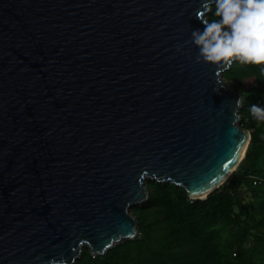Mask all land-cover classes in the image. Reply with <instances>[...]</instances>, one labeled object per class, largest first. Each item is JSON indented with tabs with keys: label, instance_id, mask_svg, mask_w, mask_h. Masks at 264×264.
<instances>
[{
	"label": "water",
	"instance_id": "obj_1",
	"mask_svg": "<svg viewBox=\"0 0 264 264\" xmlns=\"http://www.w3.org/2000/svg\"><path fill=\"white\" fill-rule=\"evenodd\" d=\"M214 4L0 0V264L135 239L147 180L192 200L226 183L252 137L232 65L195 61Z\"/></svg>",
	"mask_w": 264,
	"mask_h": 264
},
{
	"label": "trees",
	"instance_id": "obj_2",
	"mask_svg": "<svg viewBox=\"0 0 264 264\" xmlns=\"http://www.w3.org/2000/svg\"><path fill=\"white\" fill-rule=\"evenodd\" d=\"M214 12L215 4L209 21ZM224 79L243 95L240 126L252 137L237 173L206 200H192L172 183L147 180V201L132 208L137 237L100 257L85 249L76 264H264V122L249 112L251 104L264 106V76L258 66L234 62ZM243 186L253 205L244 201Z\"/></svg>",
	"mask_w": 264,
	"mask_h": 264
},
{
	"label": "clouds",
	"instance_id": "obj_3",
	"mask_svg": "<svg viewBox=\"0 0 264 264\" xmlns=\"http://www.w3.org/2000/svg\"><path fill=\"white\" fill-rule=\"evenodd\" d=\"M215 19L193 30L190 42L198 50L197 63L230 67L233 62L259 67L264 76V0H214ZM237 105L240 99L236 101ZM249 112L264 122V106L251 104ZM234 119L238 114L233 112Z\"/></svg>",
	"mask_w": 264,
	"mask_h": 264
},
{
	"label": "rangeland",
	"instance_id": "obj_4",
	"mask_svg": "<svg viewBox=\"0 0 264 264\" xmlns=\"http://www.w3.org/2000/svg\"><path fill=\"white\" fill-rule=\"evenodd\" d=\"M250 131V130H249ZM250 133H251V131H250ZM237 171H238V167L234 170V172L232 173V175L234 174V173H237ZM231 175V176H232ZM231 176L228 178V180L231 178ZM241 195H242V197H243V199H244V201L246 202V203H248L249 205H253V199H252V197H251V194L249 193V190H248V188H246V187H242V193H241Z\"/></svg>",
	"mask_w": 264,
	"mask_h": 264
},
{
	"label": "bare ground",
	"instance_id": "obj_5",
	"mask_svg": "<svg viewBox=\"0 0 264 264\" xmlns=\"http://www.w3.org/2000/svg\"><path fill=\"white\" fill-rule=\"evenodd\" d=\"M235 169V168H234ZM206 194L200 195L201 197H204Z\"/></svg>",
	"mask_w": 264,
	"mask_h": 264
},
{
	"label": "snow or ice",
	"instance_id": "obj_6",
	"mask_svg": "<svg viewBox=\"0 0 264 264\" xmlns=\"http://www.w3.org/2000/svg\"><path fill=\"white\" fill-rule=\"evenodd\" d=\"M225 167H227V165Z\"/></svg>",
	"mask_w": 264,
	"mask_h": 264
}]
</instances>
